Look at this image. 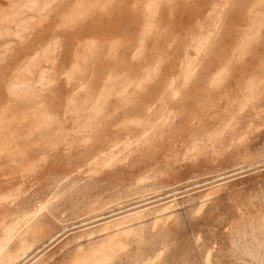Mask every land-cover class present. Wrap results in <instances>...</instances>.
Masks as SVG:
<instances>
[{
  "label": "rangeland",
  "instance_id": "obj_1",
  "mask_svg": "<svg viewBox=\"0 0 264 264\" xmlns=\"http://www.w3.org/2000/svg\"><path fill=\"white\" fill-rule=\"evenodd\" d=\"M0 264H264V0H0Z\"/></svg>",
  "mask_w": 264,
  "mask_h": 264
}]
</instances>
